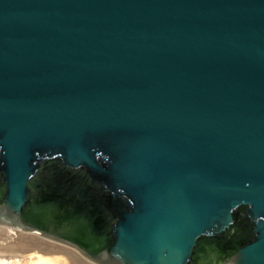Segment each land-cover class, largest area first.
Returning a JSON list of instances; mask_svg holds the SVG:
<instances>
[{
    "label": "water",
    "instance_id": "water-1",
    "mask_svg": "<svg viewBox=\"0 0 264 264\" xmlns=\"http://www.w3.org/2000/svg\"><path fill=\"white\" fill-rule=\"evenodd\" d=\"M0 223L264 264V0H0Z\"/></svg>",
    "mask_w": 264,
    "mask_h": 264
},
{
    "label": "rangeland",
    "instance_id": "rangeland-1",
    "mask_svg": "<svg viewBox=\"0 0 264 264\" xmlns=\"http://www.w3.org/2000/svg\"><path fill=\"white\" fill-rule=\"evenodd\" d=\"M37 254L53 259L54 264H99L63 241L0 223V258L29 264Z\"/></svg>",
    "mask_w": 264,
    "mask_h": 264
},
{
    "label": "trees",
    "instance_id": "trees-1",
    "mask_svg": "<svg viewBox=\"0 0 264 264\" xmlns=\"http://www.w3.org/2000/svg\"><path fill=\"white\" fill-rule=\"evenodd\" d=\"M248 231V227L238 226L237 224L231 225L228 229L223 231L221 235L215 236L212 239H226L230 245H236L235 240L244 236Z\"/></svg>",
    "mask_w": 264,
    "mask_h": 264
},
{
    "label": "bare ground",
    "instance_id": "bare-ground-1",
    "mask_svg": "<svg viewBox=\"0 0 264 264\" xmlns=\"http://www.w3.org/2000/svg\"><path fill=\"white\" fill-rule=\"evenodd\" d=\"M20 260L18 259L10 260V259L0 258V264H20L19 262ZM28 263L29 264H54V261L48 256L37 254L34 258H31L30 261H28Z\"/></svg>",
    "mask_w": 264,
    "mask_h": 264
}]
</instances>
